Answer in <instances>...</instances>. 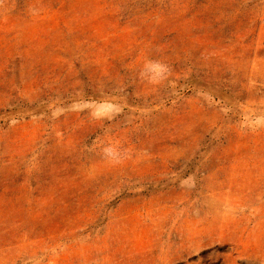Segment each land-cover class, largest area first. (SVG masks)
Returning a JSON list of instances; mask_svg holds the SVG:
<instances>
[{
	"label": "rangeland",
	"instance_id": "1",
	"mask_svg": "<svg viewBox=\"0 0 264 264\" xmlns=\"http://www.w3.org/2000/svg\"><path fill=\"white\" fill-rule=\"evenodd\" d=\"M0 264H264V0H0Z\"/></svg>",
	"mask_w": 264,
	"mask_h": 264
},
{
	"label": "clouds",
	"instance_id": "2",
	"mask_svg": "<svg viewBox=\"0 0 264 264\" xmlns=\"http://www.w3.org/2000/svg\"><path fill=\"white\" fill-rule=\"evenodd\" d=\"M157 65L163 70L164 66L162 64H160V62H158V61L149 60L146 62L145 67L148 69V73H149L147 78L149 79L150 82L152 80V73H154L155 66H157ZM94 118H99V117H94ZM102 154L108 160H112L116 156V153H114V151L110 147H105L103 149Z\"/></svg>",
	"mask_w": 264,
	"mask_h": 264
}]
</instances>
